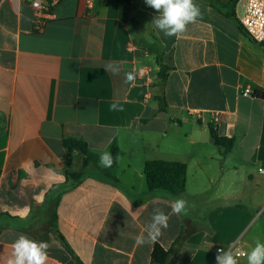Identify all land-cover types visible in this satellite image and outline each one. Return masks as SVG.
Returning a JSON list of instances; mask_svg holds the SVG:
<instances>
[{"label":"crops","instance_id":"1","mask_svg":"<svg viewBox=\"0 0 264 264\" xmlns=\"http://www.w3.org/2000/svg\"><path fill=\"white\" fill-rule=\"evenodd\" d=\"M217 1L195 0L202 20L169 37L145 0H62L40 31L30 0H0V264L21 234L50 245L47 264H76L51 234L45 240L47 194L83 169L68 138L99 159L114 143L120 151L116 181L89 165L59 203L58 229L83 264H151L156 243L169 250L181 235L177 264H217L218 248L247 255L264 241V49L229 17L237 0ZM110 62L119 74L104 70ZM247 87L253 97L242 96ZM211 124L223 137L231 126L225 157ZM153 160L187 165L184 193L149 192L143 170ZM176 198L188 201L187 215L172 213ZM157 208L169 226L138 246Z\"/></svg>","mask_w":264,"mask_h":264},{"label":"clouds","instance_id":"2","mask_svg":"<svg viewBox=\"0 0 264 264\" xmlns=\"http://www.w3.org/2000/svg\"><path fill=\"white\" fill-rule=\"evenodd\" d=\"M147 6L154 9L159 15L152 23L165 36L179 37L188 30L190 24L202 20L203 13L195 0H145ZM104 70L117 75L120 72V65L110 62L104 65ZM142 71V70H141ZM136 72H125V83L134 85ZM113 111H122L123 107L118 102L110 105ZM117 156L115 160H119ZM111 152H104L100 155L99 164L104 168H110L115 162ZM188 201L183 198H176L171 204V210L176 215H187ZM169 216L162 209H154L150 221L145 227V233L137 236L138 246L145 243H155L162 235V229L168 228ZM50 245L45 241L34 240L27 235L21 234L13 243L12 251L7 259V264H47L49 259ZM238 254L234 255L231 250L218 248L217 264H238ZM247 264H264V241L255 240L254 247L246 255Z\"/></svg>","mask_w":264,"mask_h":264},{"label":"trees","instance_id":"3","mask_svg":"<svg viewBox=\"0 0 264 264\" xmlns=\"http://www.w3.org/2000/svg\"><path fill=\"white\" fill-rule=\"evenodd\" d=\"M125 4V6L131 2V0H119ZM213 7H217V0H200ZM232 19L238 22L239 28L242 30L240 22L237 19L235 13L229 15ZM165 68L161 69L159 78L161 84L165 82ZM159 110L165 111L167 104L164 97H159ZM211 141L213 144L221 148V156H227L233 149L234 139L219 136L217 129L211 124L209 126ZM64 147L68 153L78 152L83 157V169L79 172H66V181L63 184L56 185L47 194V209L48 220L46 223L45 240H49L50 234L56 238L63 246V248L73 257L76 264H83L80 259L75 255L67 241L60 233L57 220H58V207L60 200L64 193L76 188L82 181L85 173V169L89 165H95L102 171L104 176L110 180L116 181V177L112 175L111 170L118 164V160L115 158L120 156V151L116 143H114L109 152H111L115 162L110 168H104L99 166L98 155L91 152L87 144L78 139L68 138L63 141ZM144 176L146 178L148 190L150 193L161 190L170 195L176 196L185 192L187 185V165L181 162L175 161H163L153 160L146 162L144 165ZM1 175V172H0ZM185 243L184 237L181 235L175 240L172 247L169 250H165L160 244L156 243L151 253V264H177L176 256L179 250Z\"/></svg>","mask_w":264,"mask_h":264},{"label":"built area","instance_id":"4","mask_svg":"<svg viewBox=\"0 0 264 264\" xmlns=\"http://www.w3.org/2000/svg\"><path fill=\"white\" fill-rule=\"evenodd\" d=\"M62 0H30V7L35 14V29L40 31L45 26L47 20L52 17L54 9ZM95 0H88L91 6ZM235 14L238 21L243 27L247 35L255 42L259 43L264 49V0H237L235 5ZM134 47L129 44V50L134 51ZM139 76L144 77L145 87L148 89L151 79L148 75L141 73ZM242 96L253 97L254 93L250 87L242 90ZM219 112H213L214 117H218ZM230 125H227L224 137L230 134ZM262 171V170H261ZM234 254H238L237 258L245 257L246 253L240 249H236Z\"/></svg>","mask_w":264,"mask_h":264}]
</instances>
